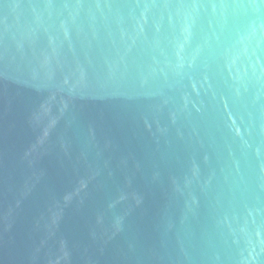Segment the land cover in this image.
Instances as JSON below:
<instances>
[{"label": "water", "instance_id": "obj_1", "mask_svg": "<svg viewBox=\"0 0 264 264\" xmlns=\"http://www.w3.org/2000/svg\"><path fill=\"white\" fill-rule=\"evenodd\" d=\"M0 264H264V0H0Z\"/></svg>", "mask_w": 264, "mask_h": 264}]
</instances>
